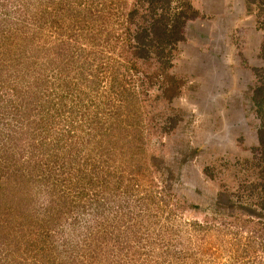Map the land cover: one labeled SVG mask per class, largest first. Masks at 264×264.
<instances>
[{
	"label": "rangeland",
	"instance_id": "rangeland-1",
	"mask_svg": "<svg viewBox=\"0 0 264 264\" xmlns=\"http://www.w3.org/2000/svg\"><path fill=\"white\" fill-rule=\"evenodd\" d=\"M203 7L0 0V264H264V14Z\"/></svg>",
	"mask_w": 264,
	"mask_h": 264
},
{
	"label": "crops",
	"instance_id": "crops-1",
	"mask_svg": "<svg viewBox=\"0 0 264 264\" xmlns=\"http://www.w3.org/2000/svg\"><path fill=\"white\" fill-rule=\"evenodd\" d=\"M203 5H204L203 8H205L209 13L211 12V14H216V16L219 17L218 19L221 20V22L218 21L220 29L223 28L221 27V23L224 24L223 23L225 22L224 18L227 19L228 17H232L233 26L239 24L242 27V29H246V27L244 28V26H247V24H250L256 19H260V17L263 16L264 14V10H263L264 8L257 7L255 5V1L252 0H203ZM235 7H238L237 10L234 9ZM232 9L234 10V12H232ZM227 13L229 14L227 15ZM209 24L210 23L208 24L205 23V26L206 25L209 26ZM210 28H212V26ZM227 32L229 33L230 31ZM229 39L230 38L228 37L223 39L221 38V40L223 41V45H224V41H230ZM225 44L228 43L225 42ZM195 49L197 50V48H193L194 52ZM195 54L197 55L198 52H196ZM214 58L215 61L213 60V63H217V60L220 59V55H214Z\"/></svg>",
	"mask_w": 264,
	"mask_h": 264
},
{
	"label": "trees",
	"instance_id": "trees-1",
	"mask_svg": "<svg viewBox=\"0 0 264 264\" xmlns=\"http://www.w3.org/2000/svg\"><path fill=\"white\" fill-rule=\"evenodd\" d=\"M260 90H261V88L257 90V94H258V95L260 94Z\"/></svg>",
	"mask_w": 264,
	"mask_h": 264
}]
</instances>
